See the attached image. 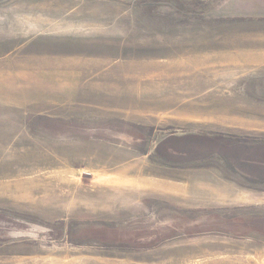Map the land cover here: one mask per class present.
I'll list each match as a JSON object with an SVG mask.
<instances>
[{
    "label": "rangeland",
    "instance_id": "rangeland-1",
    "mask_svg": "<svg viewBox=\"0 0 264 264\" xmlns=\"http://www.w3.org/2000/svg\"><path fill=\"white\" fill-rule=\"evenodd\" d=\"M226 138L264 157V0H0V264H264Z\"/></svg>",
    "mask_w": 264,
    "mask_h": 264
},
{
    "label": "crops",
    "instance_id": "crops-1",
    "mask_svg": "<svg viewBox=\"0 0 264 264\" xmlns=\"http://www.w3.org/2000/svg\"><path fill=\"white\" fill-rule=\"evenodd\" d=\"M214 140H211V142L216 141V139H219V137H214ZM199 139H203V138H199ZM234 139H229L226 138L225 142H222L223 145V149L226 148L227 150L230 149H236L238 148V153L236 155H228V156H233L235 159H237L238 161H241L242 164H244L246 162V160H249L247 163H249L250 165H252L251 171L252 173H254V177L256 176V170L261 169L262 166H264V157L261 156H254L252 158H248L250 156H244L242 155L241 152V145L239 144V146H232L231 145V141H233ZM214 144V143H213ZM262 160V161H261ZM255 165V166H253ZM160 182L158 181L157 185ZM166 185V184H165ZM161 186L165 193H169L171 195H175L178 196L179 195V191H178V186L174 183L169 182L167 186ZM212 188H215L214 186H211ZM221 190H222V195H223V202H225V205L227 206H235V205H239V206H260V205H264V198L262 199L261 195L254 189L253 191H248L245 188H240L238 187L235 183H222L221 185ZM225 197V198H224ZM258 227V226H257ZM262 230V229H261ZM258 232H264V231H260L258 230ZM264 234V233H262ZM103 258H97L94 257V264H166V261H162V260H153L152 258H150L147 254V256L145 255H140L138 257H133V258H129V257H124L122 258V260H119V262H123L124 263H107L104 262ZM110 261V259H107Z\"/></svg>",
    "mask_w": 264,
    "mask_h": 264
}]
</instances>
